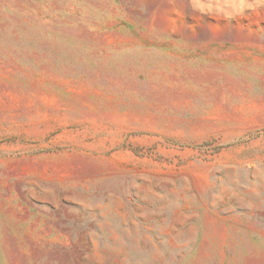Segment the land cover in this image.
Instances as JSON below:
<instances>
[{"label":"rangeland","instance_id":"374dc122","mask_svg":"<svg viewBox=\"0 0 264 264\" xmlns=\"http://www.w3.org/2000/svg\"><path fill=\"white\" fill-rule=\"evenodd\" d=\"M0 264H264V0H0Z\"/></svg>","mask_w":264,"mask_h":264}]
</instances>
